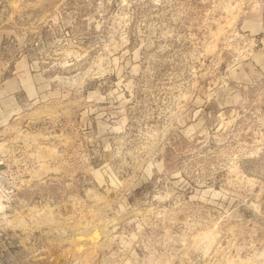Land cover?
<instances>
[{
  "label": "rangeland",
  "instance_id": "374dc122",
  "mask_svg": "<svg viewBox=\"0 0 264 264\" xmlns=\"http://www.w3.org/2000/svg\"><path fill=\"white\" fill-rule=\"evenodd\" d=\"M0 264H264V0H0Z\"/></svg>",
  "mask_w": 264,
  "mask_h": 264
}]
</instances>
